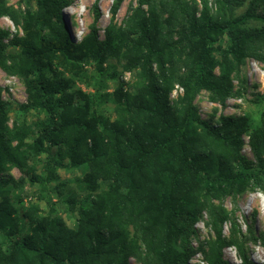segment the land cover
Segmentation results:
<instances>
[{"label":"trees","instance_id":"trees-1","mask_svg":"<svg viewBox=\"0 0 264 264\" xmlns=\"http://www.w3.org/2000/svg\"><path fill=\"white\" fill-rule=\"evenodd\" d=\"M99 2L77 41L64 15L71 0H0V20L18 29L0 27V69L26 92L12 119L0 86V264H191L197 254L231 264L229 248L240 264H258L247 245L264 248V233L247 220L245 233L237 213L246 193L264 192V95L256 124L215 120L218 109L203 119L196 101L207 92L226 108L246 90L247 60L264 66V0H137L121 25L124 0H114L103 36ZM110 60L136 74L135 92ZM110 81H119L112 93ZM246 135L254 159L242 153ZM60 169L81 176L71 184ZM26 185L46 205L61 198L75 226L26 202ZM203 215L212 237L196 247Z\"/></svg>","mask_w":264,"mask_h":264},{"label":"rangeland","instance_id":"rangeland-1","mask_svg":"<svg viewBox=\"0 0 264 264\" xmlns=\"http://www.w3.org/2000/svg\"><path fill=\"white\" fill-rule=\"evenodd\" d=\"M96 0H71V5L64 10L65 21L67 28L71 32L73 38L80 41L85 34L88 33L89 27L93 22L94 18V3ZM114 0H100L99 11L101 13V18L98 22V27L100 29V35L103 36L104 29L110 22V9ZM9 4L14 7H18L19 0H9ZM133 5L137 6V0H124L119 13L117 15L116 22L121 25L126 19L129 13V9ZM247 5V3H246ZM246 5L240 9L242 11ZM0 27L4 29H9L12 32L18 31L13 24L6 18L0 20ZM109 63L115 66L119 73V78L126 84L129 91L135 92L137 86L140 83L139 78L134 73L124 72L122 69V63L116 60H110ZM242 75L246 79V90L242 92L241 95L233 97L228 100L227 107L222 109L219 105L213 104L209 100V94L207 92H202L197 101L196 105L199 108L200 115L203 119H209L214 115L216 109H218L215 114V120L221 114L225 115H247L251 118L253 124L259 121V116L263 110V100L262 95H264V66L253 58H249L241 71ZM119 81H110L107 91L112 93L114 89L118 86ZM236 90L240 89V85L237 80L234 81ZM0 86L5 88L6 91L3 93L4 99L11 103V117H15L18 114L17 106L20 103L26 101V92L23 82L16 77L7 76L0 69ZM76 87L83 89L85 91L93 92L89 89L84 82L78 81ZM241 91V90H239ZM182 94V90L179 86L175 87L172 92L171 98L175 99ZM105 111L107 115L114 117L113 105L111 103L105 106ZM37 118V113H32L28 116V120L34 121ZM244 147L242 153L250 159H254L252 151L249 146V137L244 136ZM44 159V157H42ZM11 174L16 179L21 177V173L14 169ZM59 175L61 180L70 182L76 177L81 176L80 170H65L60 169ZM23 197L26 202L34 201L39 203L44 212L53 210L54 214L62 217L70 227H74L76 224L77 214L69 212L66 204L62 202L61 198L57 197L55 194L51 196V204L46 205L45 202H38L36 200V188L26 185L24 188ZM226 207L230 210L233 208V203L231 200H227L225 203ZM238 219L241 223L245 233H248V227L246 225V220L249 222L250 227L256 231L257 234L264 233V192L260 189H255L249 191L243 197L238 200ZM255 214V219L251 217ZM207 215H203L200 222L197 224V237L194 238L193 243L197 247L198 242H204L212 237L211 230L206 225ZM229 231V226L226 227V233ZM249 254L251 258L258 264H264V248L260 244L249 243ZM225 259L231 262V264H240V260L234 248H229L225 250ZM132 264H137L136 261H132ZM191 264H207L201 254H197L194 259L191 260Z\"/></svg>","mask_w":264,"mask_h":264}]
</instances>
